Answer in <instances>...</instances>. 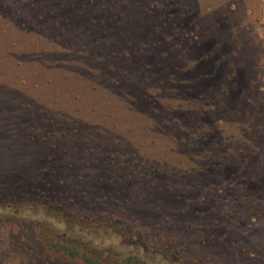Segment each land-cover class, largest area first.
<instances>
[{
	"label": "rangeland",
	"instance_id": "rangeland-1",
	"mask_svg": "<svg viewBox=\"0 0 264 264\" xmlns=\"http://www.w3.org/2000/svg\"><path fill=\"white\" fill-rule=\"evenodd\" d=\"M55 1L0 0L61 74L0 84V264H264V0Z\"/></svg>",
	"mask_w": 264,
	"mask_h": 264
},
{
	"label": "trees",
	"instance_id": "trees-1",
	"mask_svg": "<svg viewBox=\"0 0 264 264\" xmlns=\"http://www.w3.org/2000/svg\"><path fill=\"white\" fill-rule=\"evenodd\" d=\"M34 1H37V0H33V2ZM46 1H48L49 3L50 2L51 3L53 2V0H46ZM64 1L65 0H56L55 3H54L58 7L57 10H60L61 13L64 12V9H67V6L66 5L64 7ZM45 4L46 3L44 1L41 3V6H39V7L35 3H30L29 4V6H28L29 9L34 13V15H33L32 18L37 19L36 22L34 21V23H33L34 25L35 24L38 25L40 23L45 22L46 16L49 19V17L51 15H54L53 14V11H49V10L48 11L47 10L44 11V9H47V6L46 7L44 6ZM4 6L5 5H1L2 8H4ZM48 6H50V5H48ZM72 6H73V4L70 6V8H72ZM16 7H17L16 12L15 13L13 12L15 14V17H14L13 20H10L9 19L10 17L8 16V11H3L2 13H0V59H2L4 62H8V60H9L8 53L6 52L7 50H9L8 49L9 48V44L11 42H16V41H10L7 45H5V44H3V38L4 37H7L9 35L10 31H12L17 25H19L21 27H25L31 21V20H29V18H27V17H25V16L22 15V10L19 9L18 5ZM21 7H22V5H21ZM37 7L40 8V9H37ZM67 19H69V18H67ZM5 20H7L6 21L7 23L9 21L12 22L13 25H10V26L7 27L5 25ZM57 22H59V21H57ZM60 22L63 25L65 23V21H63V20H60ZM61 29H63V28H61ZM6 46H8L7 49L6 48H3V47H6ZM23 65H24L23 62L22 63L15 64V66H14L15 75H17L18 72H22L23 71V73L26 74V79L28 81L35 80L36 83H37L35 86L29 85L27 87L28 89H30V88H33L34 89V88H36V86H40V87L43 86L44 88H47V89L49 87L53 88L54 86H58V83H57V81H55V79H57V78L60 79V75L61 74L53 73V72L50 71L51 67H53L54 64H51V66H49L46 69H40V68H38L39 70H41L40 72H37L35 70L38 67V66L36 67L37 64H35L31 69L28 68V67H25V69L22 70L21 67ZM1 73H0V76H2V77L4 76L3 79H1V81H0V84L1 85H2V82H5V80H4L5 77L10 76L9 78H12L14 80L15 75L13 76V71L12 70H10V73H6V75L5 74H1ZM41 78L44 79L45 81H43ZM29 91H31V93L33 92V90H29ZM58 91H59V89H57V90H55V91H53L52 93H49V94L55 95V96H61L60 94L59 95H56V93H58Z\"/></svg>",
	"mask_w": 264,
	"mask_h": 264
}]
</instances>
